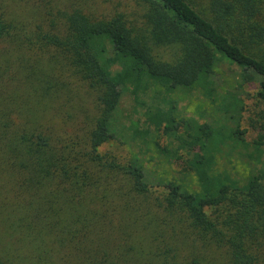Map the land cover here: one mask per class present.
Returning <instances> with one entry per match:
<instances>
[{
  "label": "trees",
  "instance_id": "obj_1",
  "mask_svg": "<svg viewBox=\"0 0 264 264\" xmlns=\"http://www.w3.org/2000/svg\"><path fill=\"white\" fill-rule=\"evenodd\" d=\"M134 1L138 20L0 0V264H264V117L247 143L171 98L215 104L227 64L264 102V0ZM77 86L94 114L68 127ZM122 133L135 157L99 151ZM230 154L247 176L218 168ZM155 159L182 160L196 188L152 189Z\"/></svg>",
  "mask_w": 264,
  "mask_h": 264
},
{
  "label": "rangeland",
  "instance_id": "obj_2",
  "mask_svg": "<svg viewBox=\"0 0 264 264\" xmlns=\"http://www.w3.org/2000/svg\"><path fill=\"white\" fill-rule=\"evenodd\" d=\"M15 4L19 11H31L34 16H37L40 9L48 8L49 4L80 8L94 16L122 13L129 20H138L139 16V8L134 0H15ZM215 76L218 84L216 103L211 104L198 92L193 94L176 93L171 98L176 99L178 102L179 115L184 118H194L199 123L214 122L217 125L224 124L232 130L237 128L239 131H243L242 138L247 143H251L256 139L259 124L262 123L264 117V102L257 96L258 82H244L240 70L234 66L229 67L227 64L219 66L216 69ZM74 92L76 95L75 102L66 104V107L61 111L62 117L59 115L58 119L62 120L67 114H74L73 118L66 116L63 119L65 125L71 127L75 123L76 125L80 124V127H84L94 114L92 98L82 87H75ZM223 99H226V102L227 100L237 102L236 109L229 110L228 113L224 114L223 108H221ZM129 106L130 100L126 97L123 100L121 109L126 110ZM73 107H78L79 111L73 109ZM99 151L127 161L135 157L137 149L129 135L122 133L117 135L116 139L101 147ZM183 164L182 160L155 159L153 162H146L144 164L145 180L152 189L157 191H161L164 186L169 184L183 185L194 190L196 188L194 178L190 174L183 173ZM218 168L226 170L238 178L247 176L250 171L248 162L234 154H230V156L221 155L218 158Z\"/></svg>",
  "mask_w": 264,
  "mask_h": 264
}]
</instances>
